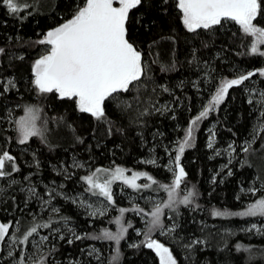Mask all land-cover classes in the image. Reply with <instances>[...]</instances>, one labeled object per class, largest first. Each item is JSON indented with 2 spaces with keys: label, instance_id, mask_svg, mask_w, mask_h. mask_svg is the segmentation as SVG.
<instances>
[{
  "label": "trees",
  "instance_id": "16d2710c",
  "mask_svg": "<svg viewBox=\"0 0 264 264\" xmlns=\"http://www.w3.org/2000/svg\"><path fill=\"white\" fill-rule=\"evenodd\" d=\"M88 1L0 0V264H161L154 240L178 264H264V0L252 24L198 28L185 0L136 1L126 34L140 61L98 114L36 80ZM99 168L144 180L124 195L114 183L111 210L90 215L79 197ZM37 232L46 239L30 261Z\"/></svg>",
  "mask_w": 264,
  "mask_h": 264
},
{
  "label": "water",
  "instance_id": "95a60500",
  "mask_svg": "<svg viewBox=\"0 0 264 264\" xmlns=\"http://www.w3.org/2000/svg\"><path fill=\"white\" fill-rule=\"evenodd\" d=\"M136 1L125 0L121 7H114L106 0H96L86 18L53 40L55 52L47 76L62 90L92 103L122 89L136 66L126 34L128 12ZM188 2L191 12L202 20L224 17L246 22L248 0H226L220 11L206 9V0ZM4 167L5 160L0 158V174Z\"/></svg>",
  "mask_w": 264,
  "mask_h": 264
},
{
  "label": "rangeland",
  "instance_id": "374dc122",
  "mask_svg": "<svg viewBox=\"0 0 264 264\" xmlns=\"http://www.w3.org/2000/svg\"><path fill=\"white\" fill-rule=\"evenodd\" d=\"M95 1L96 0H89L87 6L83 9V11L78 12L76 14L77 22L80 21L81 19L86 18L89 15L90 10L93 7ZM106 1H108L110 4L112 3L111 2L112 0H106ZM206 1L208 2L205 5V8L211 9V10L220 11L224 9L225 5L227 4L226 0H206ZM123 2H125V0H123ZM184 10L187 16L188 24L194 28L211 26L216 21H218V18H220V17H217V19L212 18L211 20H202L200 18H197V16L191 12L189 8L188 0H185ZM257 12H258L257 0H248V10L246 13V22L248 24L253 23V20ZM227 20H230L232 22L237 21L233 19H227ZM240 22H243V21H240ZM263 35H264V31H263ZM262 45L264 48V39L259 44L258 49L260 51L262 50L261 49ZM132 51L134 53L136 64H137L140 61V55L135 50H132ZM54 52H55L54 46L48 47L47 52H45L46 54H44L43 57L40 58L38 62V76L36 80L40 86L48 90L61 89L57 85V83L51 77L47 76L46 74V70L52 61ZM262 52L264 53V49L262 50ZM243 81H244L243 78L233 81L226 88L222 89L219 92V94L214 98V100L217 103H220L221 101L224 100L227 90L231 86L241 84V82ZM127 86L128 85L125 84L122 87V89L127 88ZM119 91H121V89L118 91H114L115 93H113L110 97L114 98V97L119 96ZM63 92L65 94L71 93V92H67L64 90ZM105 96L100 101L96 103H92L85 99L79 98L76 95V97L79 100L80 106L90 114L103 113L104 111L103 105H104ZM260 98H262V95H260ZM25 122L26 121L24 120L23 121L24 128L26 125L29 131L28 134L33 135L36 129L35 126L32 123L30 125H27L25 124ZM177 174H178L177 167L174 166L173 176L175 179L177 177ZM143 180L144 178L142 175L130 174V173H127L125 170H116V169H107V168H99L96 171L89 170L87 172V179H86L87 183L85 185L84 194H82L81 197H79L80 204L85 208L87 213L90 215H97V214L104 215L112 208V201H113L112 186L114 183L119 182L118 186L120 189V194L124 195L125 193H127V187L131 186L133 188H139V185L143 182ZM8 228L9 226H7L6 224H3L0 221V255H1L4 239L7 237ZM13 234L14 233L8 236V241H7L8 242L7 249L9 250L8 258H13L16 248H17V244H18L16 243V240L14 239ZM45 239L46 238L44 234H42L41 232H37L35 236L30 238V246H29L30 249L27 251V255H26V257L30 261H33V259L37 258L39 254L42 252L41 249L43 247V242L45 241ZM151 248L157 254L159 258V262L161 264H178L174 255L171 252V249L169 247H166L164 244L154 240L152 241ZM32 250H35V252L32 253Z\"/></svg>",
  "mask_w": 264,
  "mask_h": 264
}]
</instances>
